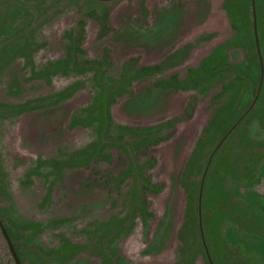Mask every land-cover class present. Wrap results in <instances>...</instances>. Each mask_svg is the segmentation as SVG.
<instances>
[{"label":"flooded vegetation","instance_id":"1","mask_svg":"<svg viewBox=\"0 0 264 264\" xmlns=\"http://www.w3.org/2000/svg\"><path fill=\"white\" fill-rule=\"evenodd\" d=\"M48 13L51 50L57 37L69 41L44 72L53 80L72 67L91 71L90 100L69 125L96 138L37 157L23 174L36 182L42 173L49 188L10 206L34 223L35 244L17 249L0 219L9 256L0 264H264V0H51ZM115 51L128 55L110 74ZM25 79L1 76L0 101L18 98ZM66 88L50 102L67 98ZM118 100L128 121L114 119ZM214 202L220 223L208 249L200 215ZM46 227L56 236L48 247L39 241Z\"/></svg>","mask_w":264,"mask_h":264},{"label":"rangeland","instance_id":"2","mask_svg":"<svg viewBox=\"0 0 264 264\" xmlns=\"http://www.w3.org/2000/svg\"><path fill=\"white\" fill-rule=\"evenodd\" d=\"M50 1L24 0L25 3L22 5L16 0H6L7 5L5 6L7 7L3 6V8H8L5 11L7 13L0 16V31L8 30L9 32L7 43L0 40V51L3 50L0 53V61L2 58L3 60L6 59L8 65L6 68L5 64L3 66L0 64V77L10 76L12 71L17 70L19 75L27 78L22 80L25 89L18 98L0 101V219L3 220L6 230L15 242L16 248L21 249L20 251L26 250V248L29 251L31 249L30 244H35L33 234L35 228L32 226L34 223H27L20 219L17 212L10 206L18 207L23 195L28 193L27 190L29 189L30 191L35 190L36 195L49 189L47 180L44 179L42 173H38L36 182L22 181L23 174L35 163L37 157L51 158L60 150L61 154H67L84 147L96 138L95 132L90 127L69 125L71 114L77 112L81 106L90 100L92 95L90 93L91 71L76 70L72 67L70 70H64L63 75L55 76L53 80H50L49 74L44 72L50 60L66 54L65 46L69 41L68 37H62V40L57 37V44L61 46L55 50L50 48V45L54 44V41L51 40H54V36L51 35L54 22L51 19L52 15L48 13ZM28 11L32 13V18L29 21L26 18ZM18 25L22 26L21 29L15 30ZM82 46L83 48L87 47L83 40ZM77 55L80 58H88L84 52H79ZM112 55L116 59V63L110 74L118 71L120 63L127 57L128 53L115 51ZM95 56V54L94 56L89 55V58L92 59ZM115 74L118 76L119 73ZM68 85L72 87V90L67 98L55 103L50 102L52 101L51 94L59 92V90L64 93ZM38 97L41 98V101L36 102L34 107L23 111L20 115L12 112L13 106L16 104ZM42 98L47 99L43 100ZM112 113L117 122L120 120L128 121V118L131 117L125 111L121 100L112 105ZM37 118L39 119L38 124L36 123ZM21 125L25 126L27 130L25 133L16 132V130L21 129ZM55 125L58 128L57 131L51 132V128ZM11 130L15 131L13 132L14 137L9 135ZM219 132L220 130H218ZM29 136L35 138L31 139ZM42 136L45 137L42 138ZM36 140L40 142V148L29 147V144ZM207 181L209 182V180ZM211 183L213 186L216 181H211ZM219 199L224 200L223 198ZM218 205V202H214L209 209H203L208 210L207 213L202 212L200 215L199 236L203 243L201 247L206 248L205 245H207L209 249L215 241L221 212ZM71 208H63L62 211L68 212ZM29 209L25 212L33 215L35 211ZM29 214L26 216L33 218ZM53 234V230L46 227L39 235L41 237L39 241L41 240L43 246L48 247L52 244L53 237H56ZM7 252V246L0 230V261L9 260ZM32 260H30L31 264H33Z\"/></svg>","mask_w":264,"mask_h":264}]
</instances>
